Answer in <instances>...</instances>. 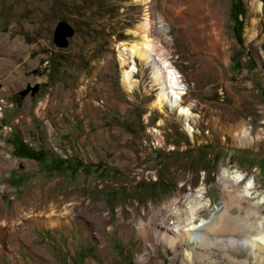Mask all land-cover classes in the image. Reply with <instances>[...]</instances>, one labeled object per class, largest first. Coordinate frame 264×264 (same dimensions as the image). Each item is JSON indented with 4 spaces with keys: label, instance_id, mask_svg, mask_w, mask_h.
<instances>
[{
    "label": "rangeland",
    "instance_id": "obj_1",
    "mask_svg": "<svg viewBox=\"0 0 264 264\" xmlns=\"http://www.w3.org/2000/svg\"><path fill=\"white\" fill-rule=\"evenodd\" d=\"M147 1L0 0V126L10 102L34 95L42 106L50 100L49 114L60 119L51 117L56 124L49 134H61L65 165L64 205L48 214L59 222L36 230L37 237L27 234L32 240L18 234L20 225L11 226L0 241V264H143L148 242L153 252L146 264H180L181 255L157 241L151 227L165 204L185 200L202 183L212 206L198 222L222 213L226 167L248 174L235 189L246 194L245 206H260L252 220L264 240V0L260 9L252 0ZM60 20L74 29L64 47L53 41ZM123 41L172 54L189 99L198 103L192 134L178 116L150 107L158 92L153 81L148 87L142 77L133 91L123 86ZM22 59L28 65L16 91L9 68ZM134 60L139 78L149 65ZM116 98L121 110L107 107ZM89 101L97 119L88 125L77 109ZM250 179L257 188H247ZM206 235L197 238L208 241ZM226 238L194 247V264H264L258 246L248 255V242Z\"/></svg>",
    "mask_w": 264,
    "mask_h": 264
},
{
    "label": "crops",
    "instance_id": "obj_2",
    "mask_svg": "<svg viewBox=\"0 0 264 264\" xmlns=\"http://www.w3.org/2000/svg\"><path fill=\"white\" fill-rule=\"evenodd\" d=\"M3 65L0 62V70L4 68ZM27 65V60L22 59L15 67L9 68L12 72L9 75L17 82L16 91L20 87ZM5 75L9 76L6 72ZM3 77L4 74L0 73V78ZM29 91L23 90L20 94L25 95ZM37 92L33 91L31 95ZM34 96L29 99L24 98L22 101L10 102L7 110L10 114L7 118H2L4 123L0 126L1 242H4L3 236L7 232L10 233L9 228L15 225H20L18 234L24 232V235L28 236L27 234L35 233L34 237H37L36 230L41 227L48 229L51 223L59 222L57 218L49 220L48 214L53 209L59 211L64 205L63 192H59L61 180L63 181L62 170H65L59 150H63L64 142L59 131L49 134V126L54 125L55 122L52 116L56 119L60 118L49 114V107H54L50 100L46 99L45 105L42 106L40 104L42 98L40 102H34L39 100ZM1 97L4 98V94H1ZM118 104L116 98L115 103L107 107L117 106L121 110L123 106ZM78 110L79 118L86 119L88 125L90 118L96 122L97 107L92 102H83L80 111ZM49 140L52 141L53 146L50 145ZM28 239L32 240L30 236ZM29 243L31 244V241ZM29 243L27 244L31 246ZM23 261L26 262V259Z\"/></svg>",
    "mask_w": 264,
    "mask_h": 264
},
{
    "label": "bare ground",
    "instance_id": "obj_3",
    "mask_svg": "<svg viewBox=\"0 0 264 264\" xmlns=\"http://www.w3.org/2000/svg\"><path fill=\"white\" fill-rule=\"evenodd\" d=\"M251 4L254 9H260L261 0H252ZM222 5L224 4L222 3ZM177 12L178 9H173L172 16L175 17ZM186 17L187 16L185 15L180 21L183 22ZM133 33L137 34L138 31L133 30ZM119 49V57L122 67V84L127 90L133 91L139 84V80L134 78L133 75L138 69L134 57H139L144 60L146 65L152 66L151 80L156 82L155 80L157 79L156 75L158 70L163 71L161 63H164V60L162 57L154 60V55L161 52L153 51V49L151 50L147 42L141 44L138 41H132L130 43H125L123 41L121 42ZM129 57L132 58L131 63L129 67H125L124 64L129 62L127 61ZM178 72L180 71L178 70ZM153 85L154 83H152V86ZM155 89H158V92L151 102L150 107L153 109L158 108L164 111V106L166 104L177 101V96L172 99L169 90L164 86L158 85ZM179 106V114L177 115L185 114V117L180 119H182L185 129L192 134L194 131L193 124L195 123L194 118H196V113L194 110H191L188 105L179 104ZM243 135H245L243 137H246V131H244ZM223 176L227 181L224 185L225 205L223 206L226 208H224L222 213L213 215L208 219L202 218L201 221L198 222V217L201 213L207 212L212 206V200L206 197L207 191L205 187L202 186V183L194 192L187 194L185 200L181 199L182 197H176L169 203L165 204L162 207V209L165 210V214L151 227L152 231L155 233L157 241L166 243L171 249L175 250L178 255H181L180 264H194V247H204L207 249L212 246V240H215L216 243L223 236H227L228 239H223L222 242L238 239H243L248 242V255H250L251 247L253 246H258L264 251V240L261 238L263 230L252 220L255 209H258L260 206L251 203H247L245 206L243 203L247 198V196L245 198L246 194L244 195L240 189H235L236 183L246 180L248 174H243L239 169L233 167H226L223 169ZM252 180H248L247 188L253 190L254 188H257V184L254 181L252 182ZM252 192H256V190ZM234 209L238 211L239 214L233 215L232 211ZM243 212H245L244 215L242 214ZM199 232L206 233L208 241L199 240L197 238ZM251 232H256L259 236L254 237ZM248 233L251 234L249 235ZM186 244L188 247H185ZM147 249L148 250L142 253L139 257L143 264H146L153 252L152 244L150 242L147 243ZM260 259L262 260V258H258L257 261L260 262Z\"/></svg>",
    "mask_w": 264,
    "mask_h": 264
},
{
    "label": "built area",
    "instance_id": "obj_4",
    "mask_svg": "<svg viewBox=\"0 0 264 264\" xmlns=\"http://www.w3.org/2000/svg\"><path fill=\"white\" fill-rule=\"evenodd\" d=\"M159 57H162V59L164 60V63H161L163 67V71L158 70V73L156 75L157 79L155 80L156 82H153L154 85L152 86L153 92H155V88H157L158 85H162L169 90L172 99H174V97L177 96V101L164 106L165 110L168 112V114L178 116L179 118H184L185 114H180L181 116L177 115L179 114V107H180L179 104H183V105H188L191 108V110H194L196 112V109L198 108V103L196 102L195 99H189L188 82L185 80L183 75L180 72H178L179 69L174 64V60H173L174 57L172 56V54L167 51L166 53H158L154 55V60L158 59ZM151 67H152L151 65L142 66V68L139 69L140 77L137 78L135 76L136 72H134L133 74L134 78L140 80L142 77H144L143 80L149 87V85L152 82Z\"/></svg>",
    "mask_w": 264,
    "mask_h": 264
},
{
    "label": "water",
    "instance_id": "obj_5",
    "mask_svg": "<svg viewBox=\"0 0 264 264\" xmlns=\"http://www.w3.org/2000/svg\"><path fill=\"white\" fill-rule=\"evenodd\" d=\"M74 33L73 27L66 21L60 20L57 22L53 31V41L61 47L67 46L68 37Z\"/></svg>",
    "mask_w": 264,
    "mask_h": 264
}]
</instances>
